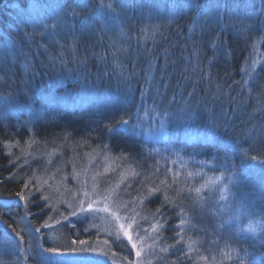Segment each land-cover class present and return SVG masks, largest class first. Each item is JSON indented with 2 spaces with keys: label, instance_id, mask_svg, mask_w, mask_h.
Returning <instances> with one entry per match:
<instances>
[{
  "label": "rangeland",
  "instance_id": "1",
  "mask_svg": "<svg viewBox=\"0 0 264 264\" xmlns=\"http://www.w3.org/2000/svg\"><path fill=\"white\" fill-rule=\"evenodd\" d=\"M23 2H25L23 6H12V11L16 9L13 14L17 19L23 18L22 15H24L25 23H28L30 32L37 36L38 44L36 48L26 51L21 49L22 43L17 41L16 36L14 39L5 35V32L0 33V75L3 70L6 77L12 79L9 83L12 93L5 91L3 94L0 93V119L9 121L15 132L25 134L26 141L21 143L18 141L16 144L22 149L18 153L20 159L24 160H21V165L27 166L24 171L27 174L31 173L29 180L35 184L33 185L34 193L40 195L39 199L44 202L47 210L40 227L27 225L21 221L23 219L20 221L15 219L16 222H10L6 234H3L5 230L0 231V264H44L42 257H52L51 264H55V261L62 257L43 250L56 247L61 252H66L74 240H85L88 245H94L108 252L109 255L103 257L106 264H128L129 261L135 264L137 259L143 260L144 264H158V257L162 251L156 242L153 243L154 234L151 232L150 224L154 221L144 207L149 198L137 193L134 183L133 185L131 183L134 181L132 179L134 175L129 166L115 159L111 151L99 145L94 148L89 145L90 148L75 146L66 142L67 136L64 138L62 135V137L54 138L50 149L47 141L40 139V135L33 137L32 134L35 132L36 123L43 120L52 108L58 109L61 115L67 113L77 117L117 115L119 120L128 121L127 125L118 124V128L130 137L133 143L161 144V146L166 144L161 149L167 150L169 154L163 157L186 166L189 162L186 148L201 142L187 138L184 134L181 118L191 116L192 129L203 132L215 126L218 144L225 146L228 141V145L235 147L231 139H228L231 135L230 130L234 132V129H231L227 123V110L221 108L219 111L210 112L207 105L208 100L214 96V81L208 84L211 90L204 94L208 98L207 102L200 104L205 99L199 101V93L185 91L190 84V79L187 78L185 82L182 81L181 90L177 92L179 101L176 103L173 100L175 95L171 93L170 83L174 75L167 76V60L165 59L157 80L152 62L140 61L144 52L148 54V49H151L148 41L159 29L158 21L163 15L165 14L164 17L168 18L171 12L178 8L181 12H192L195 15L199 12L198 10L191 6L185 7L186 4H193L195 0H112L115 12L106 7L109 0H103L105 7L99 13H96V9L101 7V0L93 4L88 2L86 8L82 7L78 0H24ZM205 2L201 10L206 8V12L202 13L203 18L199 17L205 21V26L207 25L205 29L211 32L212 26L208 24L217 26V20H222L224 17L220 13L223 0H218L219 7L213 6L211 10H209V4H211L209 2L213 0H209L208 6L207 0H204ZM34 5L39 7L34 8ZM250 8L249 1L244 7L245 12L250 13ZM72 9L78 13L77 16L70 14ZM235 10L237 8L232 11ZM175 13L178 12L174 11L173 15ZM37 15L44 23L55 26L45 30L38 20L33 27L32 18ZM130 15L133 18L144 17L147 20L144 32H131L128 21ZM197 17L193 16L196 22L204 23ZM232 17L242 19L238 13ZM16 23L19 24L17 20ZM95 36L100 40L103 37L109 40L116 54L124 50L123 47L125 48L126 45L136 46L141 39V42L137 44L138 47L134 48V59H130L133 68H137V71L142 70L140 84L137 81L139 74L136 71L134 72V76H137V79L134 77L136 81H127L128 78L123 75L119 78L116 76L115 80L110 78L112 80L106 83L105 88H100V84L99 86L93 84V81L102 76L103 71L94 73L93 79L91 75L86 76L88 79L85 81L82 78L83 75L68 73L67 55L72 57H70L71 61L74 60L75 46L80 44L79 41ZM205 45L206 49L213 47L209 45V42ZM37 48L39 50L36 54ZM250 60L245 74L249 77L260 71L264 77L263 34L255 37ZM262 79L258 87L264 92V79ZM1 80L0 86H4L6 83L2 76H0ZM70 81L71 84L67 85ZM7 86L8 83L5 88ZM201 108L205 109L203 113L200 112ZM247 111L243 114L245 118L247 119L248 115L253 117ZM165 112L169 114L167 117L162 115ZM47 118L53 119L50 116ZM68 119L71 118L68 117ZM162 119L167 125L168 135H161L159 132ZM53 120L56 123L58 118ZM239 131L236 130V132ZM32 142L36 143L34 149ZM242 145L240 153L247 151L249 157L256 156L258 160L264 159V117L253 127L250 137H244ZM154 150L159 155L164 153L157 148ZM176 153H179V156ZM181 153L183 155L185 153V157ZM228 167L230 169L227 168L225 171L226 166L222 162H207L205 170L208 169L214 173L218 169L220 173L217 177L223 172V181L216 182L215 178L210 181L209 186L201 190L203 193L197 194L191 191L181 195L183 200L179 205L183 206L187 218L184 236L188 238H186L187 243L195 242L193 250L199 251L203 248L206 252L208 246L213 243L212 239H217L220 234L225 233L231 237L230 244H234V246L231 245L232 248L229 247V250L236 258V264H264V255L260 252L264 247L259 243V232L264 230V165L247 159V163L241 162L239 166ZM105 169L108 171L106 172ZM230 176L231 182H229ZM224 184L228 185V189L224 192L226 198L222 200L220 196ZM94 185L95 191L101 193V199L103 195L110 194L107 203L121 217L119 223H131L128 217L134 215L133 209L139 212V216L135 217L137 223L129 229L137 248H144L139 258L135 255L136 249L131 248V243L111 215L103 212L70 215L72 208L68 205L77 207L79 199H84L81 189L87 190L92 199H97L93 193ZM113 188L114 192L111 191ZM45 196L48 197L47 200L44 199ZM140 199H143V204L139 203ZM88 202L86 199L85 206ZM102 206L103 203L94 205V208ZM237 216L239 219H234ZM141 217H147V219H141ZM250 223L254 231L248 229ZM45 224L49 226L45 227ZM2 225L6 224L2 222ZM138 226L148 230L147 232L139 231V236L143 237V240L137 239L135 230ZM37 228L40 229L39 232L36 231ZM241 229L245 230L241 231ZM43 241L49 242L50 246H43ZM105 241L108 243L106 244ZM249 241L254 242L257 250L249 246L244 247V243L250 244ZM148 245H152V248H148ZM72 246L80 247L78 243ZM125 257L127 260L124 259Z\"/></svg>",
  "mask_w": 264,
  "mask_h": 264
},
{
  "label": "trees",
  "instance_id": "2",
  "mask_svg": "<svg viewBox=\"0 0 264 264\" xmlns=\"http://www.w3.org/2000/svg\"><path fill=\"white\" fill-rule=\"evenodd\" d=\"M23 1L0 0V33L5 32V35H9L14 39L16 36L17 41L22 43L21 49L27 51V49L36 48L38 40L37 36L30 32L28 23H25L21 17L15 18L13 14L16 9L12 11V6H23L25 3ZM249 1L250 13H246L244 7ZM88 2L93 4L97 0H89ZM208 2L209 0H207V6ZM203 4H206L204 0H195L193 4H190L191 7L200 12H195V15L192 12H181L180 8L174 10L178 12L175 15H173L174 11L171 12L168 18L164 17V14L158 21L159 29L154 32V35L148 41V46H151V49L146 47L148 54L144 52L143 57H140V61L152 62L153 72L156 74L155 79L157 80L162 71L163 63L165 59L167 60V76L174 75L170 83L171 93L175 95L173 100L176 103L179 101L177 92L181 90L183 82L187 78L190 79V84L185 91L199 93V101L205 99L200 104L207 102L208 98L204 94L206 91L211 90V88H208L211 87L208 84L214 81V96L212 95L213 98L208 100L207 105L210 112L219 111L221 108L227 110V123L231 129H234V132L230 130L231 135L228 139H231L235 147L228 145V141L225 146L203 143L202 141L191 144L190 148H186L189 162L186 166H183L179 162H176L177 164L171 162L173 159L163 157L165 154H169L167 150L161 149L166 144L161 146V144L133 143L130 137L118 128V121L120 120L117 115L107 116V114H103L100 116L77 117V115L67 113L61 115L58 109L55 108H52L43 120L36 123L35 132L32 136L40 135V139L47 141L50 149L53 146L54 138L62 137V135L64 138L67 136L66 142L75 146H92L94 148L99 145L107 148L115 159L126 163L131 169L130 171L137 174L134 175L132 178L134 181L131 183L132 185L134 183L137 193H141L145 197L146 189L158 185L159 181L165 178L167 170L171 169L172 173H179L176 177V184L168 189V194L175 199L177 204L182 202V194L189 193L187 189L191 188L194 191L195 188L203 185L202 190L210 185L212 179L218 176L220 173L218 169L214 173L208 169L205 170L207 162L217 163V161H220L227 168L232 165L239 166L242 161L247 163V159H244L240 153L244 137H250L253 127L264 117V92L258 87L260 80L264 79L263 74L260 71V73L256 72L249 75V77L245 74L246 66L251 62L250 57L255 37L258 34H263L264 37V0H223L220 13L224 17L222 20H217V26L208 24L212 26L211 32L205 29L207 25L205 26V21L201 19L203 18L202 13L206 12V8L201 10ZM235 8L237 10L232 11ZM235 13H238L242 19L233 18L232 16ZM192 15L194 17L198 16L197 18L204 23L196 22ZM16 20L19 24L16 23ZM128 21L132 33L144 32L147 22L144 17L133 18L130 15ZM140 42L141 39L138 40V43ZM207 42L213 47L206 49L204 46ZM79 43L75 46L76 54L74 55L76 56L74 60H70V55H67L66 58L69 74L83 75L82 78L85 81L90 75L93 79L94 73H102L103 71L102 76L98 77L97 80L95 79L96 81H93V84L95 86L100 84V88H105L106 83L112 80L110 78L115 80L116 76L119 78L123 75L128 78L127 81H136L134 78L137 79V76H134L136 71L139 74L137 81L140 84L143 76L142 70L137 71V68L132 67L130 61V59H134L133 52L135 51L134 48L138 47V43L133 47L132 45L130 47L126 45L125 48L123 47L124 50H121L118 54H116V50L110 41L105 40L104 37L102 40L99 37L96 38V36L90 37L86 40H80ZM37 50L39 49L37 48L35 52L34 49L36 54L38 53ZM0 76L4 78V83H8L6 88V84L0 86V93L3 94L5 91L11 94L12 90L9 83L12 79L6 77L3 70ZM79 81L81 82V80ZM132 83L134 84V82ZM69 84H71V81L67 85ZM204 111L205 109L201 108L200 112L203 113ZM245 111L253 117L248 115L246 119L243 115ZM48 116L53 119L58 118L57 122L55 123L53 119L47 118ZM68 117L71 119H68ZM240 128H243L244 134ZM12 129L9 121L5 122V120L0 119V231L5 230L3 234L7 233L10 222H16L15 219L19 221L23 219L21 221L30 226H42V218L47 210L44 207V202L39 199L40 195L34 193L33 185L35 184L33 182L28 188L23 187L24 183L29 181L31 173L27 174L24 171L27 166L21 165L23 159H20V154H18L22 149L21 146L17 147L16 144L18 141L21 143L26 139L24 138L25 134L15 132V129ZM236 130L240 131L236 132ZM32 143L34 149L36 143ZM154 148L159 149V151L162 150L164 153L159 155ZM181 154L185 157V153L184 155ZM17 156L18 158H16ZM188 172H192L193 176L189 177ZM168 179L171 183V176H168ZM177 189H183L178 196L176 195ZM19 192H24L27 200L18 196L17 193ZM201 193L203 192L201 191L199 194ZM147 198L149 200H147V203L145 202L144 207L153 219V214L161 205L162 197L152 196ZM161 211L166 214L168 223L162 236L157 238L156 245L160 246V249L169 247V245H174V247H170L167 252H162L159 255L158 264H236V258L231 255L229 250L231 245L234 246V244H230L231 237L229 235L225 233V235H221L220 230L218 233L220 235L217 239H212L213 243L208 246L207 254L203 251V248H200L199 251L193 250L191 253H187V237L180 244L176 243L174 228L179 220L176 209L166 206ZM2 222L6 225H2ZM259 239V243L264 247V230L259 232ZM46 242L43 246L49 247L50 243ZM247 243H244V247L249 246L257 250L254 242ZM260 252L264 255V249ZM203 256L207 259H203Z\"/></svg>",
  "mask_w": 264,
  "mask_h": 264
},
{
  "label": "snow or ice",
  "instance_id": "3",
  "mask_svg": "<svg viewBox=\"0 0 264 264\" xmlns=\"http://www.w3.org/2000/svg\"><path fill=\"white\" fill-rule=\"evenodd\" d=\"M78 2L82 5V7L86 8L87 4H88V0H78ZM219 7V3L218 0H213V4H209V10L212 9V7ZM38 5H34V8H38ZM105 7L103 0H101V7L96 9V13H99L100 10ZM108 9L112 10L113 12H115V9L113 7V3L112 0H109V3L106 6ZM185 7H190V5H185ZM71 15L73 16H77L78 13L75 11V9L71 10ZM39 20L40 24L45 28V30H47L49 27H54L55 25H49L44 23L43 20L39 19V15L34 16L32 18V23H33V27L36 26L37 21ZM164 117H167L169 114L167 112L162 114ZM183 125H184V134L187 138H190L192 140H199L202 141L203 143H213V144H218L219 140L217 137V134L214 130L215 126H213L212 129H208L205 130L203 132H201L198 129H192L190 127L191 121H192V117L189 116L187 118H181ZM118 123L120 125H127L128 121L121 119L120 121H118ZM110 128V126H109ZM159 132L161 135H168V131H167V125L165 123V121L162 119L160 121L159 124ZM9 147H11V145H9ZM177 156H179V153H176ZM241 155L243 156L244 159H250L251 161L255 162L256 164H260V165H264V159H260L258 160V158L256 156H248L247 151H242ZM175 163V161H173ZM243 163V161H242ZM250 166H254V165H250ZM225 171H227V167L224 169ZM105 171L107 172L108 169H105ZM133 175H137L136 173H133ZM179 175V173H172L171 169L167 170V173L165 175L164 179H161L159 181L158 185L155 186H150L146 189V197H152V196H156V198H161V205L160 207H158L155 211V213L153 214V221L150 224V229L151 232L154 234V236L152 237L153 239V243L156 242L157 238L162 236L163 230L165 229V226L168 223V218L166 217V214L163 213L161 211L162 208L164 207H170V208H174L176 209V213L177 216L179 217V220L177 222V224L175 225L174 230L176 231V243L180 244L182 241L185 240V236H184V229H185V225L187 223V218H186V213L184 211V208L182 205H179L176 203L175 199L170 196L168 194V189H170L172 187L173 184H176V177ZM189 177L193 176L192 172H188L187 174ZM234 175V174H233ZM168 176H171V183H169V179ZM9 179H11V177H9ZM224 179V175L223 172H221V175L219 177H216V182H222ZM93 180H95V177H93ZM232 181V177H229V182ZM123 182V179L121 180V183ZM32 183L31 180H29L27 183H24L23 187L24 188H28L29 185ZM116 187H119V184L116 185ZM204 187L203 185L201 187H197L194 189V191L199 194L201 192V188ZM228 189V185L224 184L223 185V189H222V193L220 196V199H225V195L224 192H226ZM193 189L189 188L187 189V191L191 192ZM82 191V195L84 197V199H79L78 201V206L77 207H73L72 204H69L68 207L72 208V211L70 213V215L72 216H78L81 214H88V213H92V212H103L106 214L111 215L114 220L118 223V228L123 231L124 236L127 237V240L131 243V248L132 249H136L135 255L137 258H139L141 256L142 251H144V248H137V244L135 242H133V236L130 234L129 229H132V226L134 223L136 222L135 217L139 216V212H136L135 209H133L134 215L128 217L129 220H131V223L128 224H124V223H119L121 217L118 215V213L116 211H113L110 207H109V203H107V201L110 199V194L108 195H103L102 199L101 197V193H97L95 191V185L93 186V193L97 196V199H92L90 196V193L87 190L81 189ZM112 192L115 191V189H111ZM183 191V189H177L176 190V195L178 196L180 194V192ZM157 194H159V196H157ZM18 196H20L22 199L27 200V197L25 196L24 192H19L17 193ZM45 200L48 199L47 196L44 197ZM86 199L89 201L87 203V205L85 206V201ZM143 199L139 200L140 204H143ZM103 203L102 207H95L94 205H99ZM125 207H127L125 205ZM65 219H67V217H65ZM141 219H147V217H141ZM234 219H239V217H234ZM57 223H59V221H57ZM45 227H48L49 225L45 224ZM248 229L250 230H255L252 228L251 223L248 225ZM145 231L147 232V229H141V227H137L136 228V232H137V239L143 240V237L139 236V231ZM245 229H241V231H243ZM37 232L40 231L39 228L36 229ZM17 235H19L17 233ZM21 239H23V237H21ZM79 244L80 247H75L72 245H76ZM105 243L107 244L108 242L105 241ZM195 242L189 241L187 243V253H191L193 251V244ZM148 248H152V245H148ZM170 247H174V245H169V247L166 248H161L160 251L162 252H167L169 250ZM183 250V249H180ZM44 252H48V253H53V254H57L58 256L62 257L61 259H57L55 261V264H106L105 259H103V257H107L109 255L108 252L103 251L102 249H98L96 246L94 245H88L87 241L85 240H79V241H72L71 245L68 247L66 252H61L60 249L56 248V247H51V248H47L43 250ZM77 254H94V255H77ZM63 257H67L66 259ZM44 264H51L52 262V257H42ZM125 260H127V257L124 258ZM203 259H207L206 257H204ZM128 264H133V262L129 261ZM135 264H144L143 260L137 259V261L135 262Z\"/></svg>",
  "mask_w": 264,
  "mask_h": 264
},
{
  "label": "bare ground",
  "instance_id": "4",
  "mask_svg": "<svg viewBox=\"0 0 264 264\" xmlns=\"http://www.w3.org/2000/svg\"><path fill=\"white\" fill-rule=\"evenodd\" d=\"M209 3H211V4H212L213 2H209ZM22 16H23V21L25 22V18H24V15H22Z\"/></svg>",
  "mask_w": 264,
  "mask_h": 264
}]
</instances>
